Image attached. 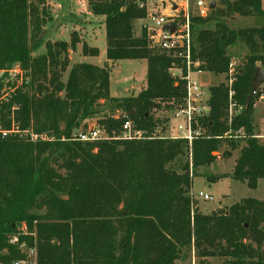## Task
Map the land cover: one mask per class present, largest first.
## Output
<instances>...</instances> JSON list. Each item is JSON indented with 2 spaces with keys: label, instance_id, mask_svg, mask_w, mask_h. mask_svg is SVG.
<instances>
[{
  "label": "trees",
  "instance_id": "16d2710c",
  "mask_svg": "<svg viewBox=\"0 0 264 264\" xmlns=\"http://www.w3.org/2000/svg\"><path fill=\"white\" fill-rule=\"evenodd\" d=\"M45 1L0 0V67L18 64L26 77L23 88L2 103L0 122L9 127L12 116L20 129L43 136L0 137V262L24 258L8 237L25 223L35 238H21L36 248V264H176L184 249H193L198 264L213 257L222 264H264V200L243 198L202 214L190 192L196 170L215 161L212 153L223 144L234 150L240 141L230 177L253 190L264 179V142L252 124L264 85L245 109L256 67L264 69V24L231 28L227 21L264 16L261 0H219L206 16L192 17L190 69L224 80L208 88L209 113L201 120L208 137L190 146L151 136L163 131L153 111L182 100L185 81L173 71L186 74L185 53L150 47L145 31L135 36L133 21L144 13L128 0L99 1L89 11L104 17L106 59L145 60V85L135 96L113 98L110 69L84 62L73 64L63 80L68 51L79 38L73 31L69 41L43 39L42 28L51 20ZM43 43L45 52L34 56ZM238 43L248 52L236 61L229 48ZM81 54L94 57L98 49L83 43ZM229 78L235 101L243 105L230 121ZM100 100L149 135L118 138L123 119L111 113L97 122L108 139H73ZM239 129L243 137L229 135ZM207 178L216 182L223 176Z\"/></svg>",
  "mask_w": 264,
  "mask_h": 264
},
{
  "label": "rangeland",
  "instance_id": "374dc122",
  "mask_svg": "<svg viewBox=\"0 0 264 264\" xmlns=\"http://www.w3.org/2000/svg\"><path fill=\"white\" fill-rule=\"evenodd\" d=\"M83 0H46L45 4L50 13L51 20L42 28L41 36L45 41L64 40L69 41L70 33L75 32L79 38L74 51H68V66L62 74V79L66 78L69 68L79 62L96 64L99 67L107 66L109 72V92L111 97L121 99L125 97L135 96L143 87L146 79V61L145 60H118L110 62L106 59L105 49L106 40L104 32V17L96 16L89 12H83L79 7ZM264 8V0H261ZM228 25L231 28H245L259 26L264 24V16L241 17L234 15L228 19ZM141 21H134L133 33L140 35ZM85 43L89 47H96L99 50V56L90 57L81 54L82 44ZM45 52L44 43L33 53V55L43 54ZM247 47L243 43H238L229 48V53L235 54L236 61L243 58L247 53ZM238 58V59H237ZM176 75L179 70L173 71ZM194 78L204 92L208 93V88L212 85L224 80V75L216 76L208 71L194 74ZM253 106V123L254 128H263L262 120L264 118V100L254 101ZM96 112L89 119L80 124L81 128L88 129L96 127L100 118L106 117L112 113L116 115L119 110L110 112L108 101L100 100L96 106ZM169 109L161 105L158 110L153 111L156 117L168 116ZM98 127V126H97ZM238 147L230 150L226 144H223L219 151L212 154L216 157L215 161L208 167H199L196 174L192 178L190 192L194 196L196 208L202 214H209L212 211L225 210L230 205L239 202L243 198L262 199L264 197V179H259L256 189H250L245 183L236 181L230 177L232 167L239 149L244 145L243 141L238 143ZM224 151H230L229 155L223 154ZM223 176L216 182L208 180L207 177ZM205 193L212 196L210 200H203L197 197V194ZM223 259L213 257L207 259V264H222ZM26 264H29L27 261ZM176 264H198L197 258L194 256L193 249H184Z\"/></svg>",
  "mask_w": 264,
  "mask_h": 264
},
{
  "label": "built area",
  "instance_id": "2783aa9c",
  "mask_svg": "<svg viewBox=\"0 0 264 264\" xmlns=\"http://www.w3.org/2000/svg\"><path fill=\"white\" fill-rule=\"evenodd\" d=\"M99 1L104 0H83L80 2L79 7L83 12H89L90 5ZM128 1L138 9H141L144 13V16L140 19L141 31H145L150 47L166 53L176 51L178 53H185L187 64V71L184 76H182L179 69H176L179 70L177 76L185 81V92L182 100L178 105L169 109L168 116L161 117V127L163 131H154L151 136L153 137L159 133L161 137L165 136L172 139L184 140L189 146L195 139L208 137V132L201 124V120L209 113V95L204 92L194 78V74H199L203 71H194L190 69L189 51L192 36V17L206 16L212 10L209 7L211 0ZM214 1L215 8L218 5L219 0ZM226 1L235 2L238 0ZM166 25H172L173 30H168ZM229 73H231V71H229ZM174 75L176 74L174 73ZM25 83V72L18 64H13L10 67H0V109L2 103L7 101L17 90L22 89ZM231 83L232 78L225 80V85L228 87L227 112L229 121L233 115L240 113L243 110V105L238 104L234 99L235 91L231 87ZM255 94L256 91L253 92V96ZM262 98L263 96H259L257 99ZM14 108H17V106H13L12 110ZM111 117L123 119L117 135L120 139H141L149 135L144 130L137 128L135 123L131 119H128L122 112H118ZM243 133L244 132L239 129L229 135L233 138H241L243 137ZM11 135L29 136L31 140H36L38 137L43 138V136H38L37 134L29 133L27 130L20 129L18 124L14 122L12 116H10L9 127H4L0 122V137L4 138ZM72 138L80 141H93L108 139L109 136L102 128L96 126L88 129H78L72 135ZM197 197L203 200L212 199L211 195L201 192L197 194ZM25 236H32L35 238V232L29 231L25 223H20L16 232L8 237V243L16 246L22 253H24L23 259L13 260L8 264H26L27 261L29 264H36V248L27 245L26 241L21 238ZM0 264L4 263L0 262Z\"/></svg>",
  "mask_w": 264,
  "mask_h": 264
},
{
  "label": "water",
  "instance_id": "95a60500",
  "mask_svg": "<svg viewBox=\"0 0 264 264\" xmlns=\"http://www.w3.org/2000/svg\"><path fill=\"white\" fill-rule=\"evenodd\" d=\"M215 6V1L211 0L209 3V7L213 9ZM166 28L170 31L173 30L172 25H166ZM261 85H264V69L260 67H256V70L253 74V77L251 79V93L248 95L245 101V109L247 108L250 99L253 97V92L258 89Z\"/></svg>",
  "mask_w": 264,
  "mask_h": 264
},
{
  "label": "crops",
  "instance_id": "0c3cea01",
  "mask_svg": "<svg viewBox=\"0 0 264 264\" xmlns=\"http://www.w3.org/2000/svg\"><path fill=\"white\" fill-rule=\"evenodd\" d=\"M138 20H140V19H136V20H134V21H138ZM134 21H133V25H134ZM141 29V28H140ZM135 36H139V34H135ZM99 50H98V55L97 56H99ZM97 56H94V57H97ZM90 57H93V56H90ZM94 65H96V64H94ZM97 66V65H96ZM110 82V81H109ZM110 84V83H109ZM144 85H145V83H144ZM110 90V89H109ZM109 95L110 96H112L111 95V93L109 92ZM264 100V98H262V99H257V102L258 101H263ZM255 105L256 104H254V107H255ZM263 121H264V118H263V120H262V124H263V128H258V129H255L254 128V133H255V136L261 141V142H264V123H263ZM253 124V127H254V123H252ZM236 158H237V156H236ZM235 158V159H236ZM256 189V188H255ZM259 200H264V197L262 198V199H259Z\"/></svg>",
  "mask_w": 264,
  "mask_h": 264
}]
</instances>
